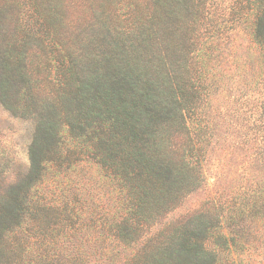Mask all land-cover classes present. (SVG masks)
Returning <instances> with one entry per match:
<instances>
[{
	"label": "trees",
	"instance_id": "trees-1",
	"mask_svg": "<svg viewBox=\"0 0 264 264\" xmlns=\"http://www.w3.org/2000/svg\"><path fill=\"white\" fill-rule=\"evenodd\" d=\"M126 1H131L127 9L136 8L139 26L133 31L147 39L135 43L128 36L118 52L112 49L109 58L90 62V76H82L83 65L76 64L69 88L51 98L56 103L48 110L33 112L21 98L7 106L9 80L0 81L1 103L35 128L29 169L22 175L10 171L13 180L0 193V264H220L222 254L214 247L250 257L254 240L264 235V123L260 149L240 166L243 181L231 205L224 200L213 222L206 221L207 213L167 222L204 180L202 165L196 167L193 159L204 153L210 132L201 113L208 97L204 86L211 80L204 73L207 64L194 58L202 50L194 38L185 37L187 45L181 49L173 45L177 32L172 19L178 21L180 11L188 12L194 0ZM245 2L249 12L241 13L240 20L249 21L252 41L264 54V0ZM51 3L42 0L40 7ZM105 3L75 0L74 8L93 14L98 22ZM60 4L68 9L65 0ZM70 135L95 153L94 165L106 171L114 205L109 218L90 227L102 228L101 238L82 237L78 229L89 228L83 220L74 223L72 235L63 233L49 244L33 233L41 228L38 213L46 211L36 194L48 172L60 167ZM229 264L243 261L238 257Z\"/></svg>",
	"mask_w": 264,
	"mask_h": 264
},
{
	"label": "rangeland",
	"instance_id": "rangeland-1",
	"mask_svg": "<svg viewBox=\"0 0 264 264\" xmlns=\"http://www.w3.org/2000/svg\"><path fill=\"white\" fill-rule=\"evenodd\" d=\"M41 1L0 0V81L9 80V107L21 98L33 112L48 110L56 103L54 99L69 88L67 82L72 79L76 64L83 65L82 76H90V62L109 58L112 49L118 52L128 36L135 43L147 39L133 31L139 25L136 8L127 9L131 1L104 0L105 14H98L102 18L98 22L93 14L77 11L75 0H65L67 10L60 7V0H52L45 9L40 7ZM202 1L203 5L199 0L190 2L188 12L180 11L178 21L172 19V27L177 32L173 45L180 49L187 45L185 37L194 38V44L202 49L199 58H194L207 64L204 73L211 80L204 86L208 97L201 113L210 132L204 153H196L193 159L196 167L199 162L202 165L204 180L198 190L186 194L180 209L168 217L170 224L201 213H207L206 221L213 222L221 214L224 200L231 205L243 181L240 166L258 152V141L263 136L264 54L252 41L249 21L240 20V14H247L250 6L245 0ZM46 21L48 24H44ZM130 31L135 34H128ZM34 133L33 122L14 117L0 99L2 195L13 180L8 177L10 171L22 175L29 169ZM65 141L60 167L48 172L36 194L37 203L46 211L38 213L39 220L33 215L41 226L33 233L49 244L57 243L63 233L72 235L74 223L83 220L89 228L78 229L82 237L100 236L102 228L90 227L109 218L114 205L105 180L107 173L94 165L95 153L87 145L73 141L72 135L66 136ZM66 225H70L69 229ZM212 240L215 246L219 244L217 238ZM254 241L250 257L239 253L232 256L214 247L218 255L222 254L220 264H229L238 257L243 264H264V235ZM100 264L112 263L102 260Z\"/></svg>",
	"mask_w": 264,
	"mask_h": 264
}]
</instances>
